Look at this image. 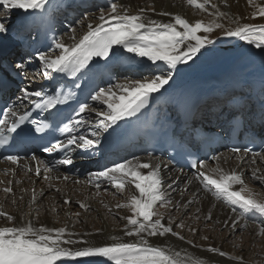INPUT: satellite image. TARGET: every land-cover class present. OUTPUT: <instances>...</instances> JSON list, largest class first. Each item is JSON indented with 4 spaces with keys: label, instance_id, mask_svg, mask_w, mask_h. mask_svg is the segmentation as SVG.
Segmentation results:
<instances>
[{
    "label": "snow or ice",
    "instance_id": "6c2138e0",
    "mask_svg": "<svg viewBox=\"0 0 264 264\" xmlns=\"http://www.w3.org/2000/svg\"><path fill=\"white\" fill-rule=\"evenodd\" d=\"M248 4L256 9L251 13V18L264 17V6L255 4L254 0H247ZM209 0H187L189 6L207 11L206 5ZM6 10L18 9L25 14H34L37 11L45 10L48 0H0ZM213 9H217L212 4ZM108 11H101L99 23L93 26L88 24L87 32L78 40L73 37L74 43L70 46L65 45L61 40H55V48L60 50L59 55H47L44 52L38 53L45 78H50L51 73H63L70 76H76L77 73L86 69L93 58H108L110 52H113L114 46H120L127 53L134 54L137 57L147 58L153 65L162 62L163 67L154 70L151 78L142 77L141 79L131 81L126 84H117L113 89H100L91 96L93 101H100L106 106V110L98 111L96 114L100 119L95 124V129L91 131V137H98L100 132L107 131L110 127L117 125L121 120L127 117L135 116L143 107L146 106L153 93L159 92L173 78V73L179 64H187L191 61L206 45L213 41L207 35L198 33H211L214 28H220L219 23L205 24L202 21L189 23L180 15L172 16L171 13L161 12L159 15L170 16L171 20L167 23L151 19L147 13L155 12V8L141 7L137 12L132 13L127 7L116 2L108 4ZM214 15L225 17L226 14L218 9ZM6 19H0V33L8 31ZM75 32V29H72ZM229 37H237L249 45L264 51V24H237L234 29L225 32ZM18 69L23 70L25 65L18 64ZM158 73V74H156ZM32 97L39 98L31 100ZM18 100H29L36 109L50 112L57 109L59 105H65L72 99V93L67 94L56 92L55 94H46L43 91L22 90V97ZM86 111H96L90 108L87 103H81L76 110V116L79 117ZM4 119H0V146L9 144V134L23 132L22 125L29 119L31 113L18 114L13 108H6L3 111ZM9 117H14L9 121ZM84 121L72 118L70 123L64 124L62 132L72 133ZM47 124H42L36 128V131H43ZM8 133V134H6ZM89 138L88 135H70L66 142L57 141L56 143L45 147L44 151L52 153L57 150H65L69 146L78 145L79 147H94L98 140ZM233 153L243 152L247 156L251 149L245 147L233 148ZM264 161V154L260 152L252 153L251 163L255 164L257 158ZM243 159V156H239ZM4 160L12 164H18L17 155H5ZM35 159V157H33ZM213 159H219L213 157ZM61 164L70 165L71 159L65 158L60 161ZM197 169L194 176L203 189L211 192L217 200H222L231 206L233 213L240 210V215L233 219L231 227L237 226L236 220H243L249 213H258L264 216V200H258L254 194L245 185L241 173L236 170L225 171L217 167L205 171L207 165L203 162L192 164ZM147 169V173L143 170ZM159 164L140 163L138 160L133 163L116 164L115 166L92 174L99 180L104 178L112 183L118 191L123 192L128 185L134 186L137 194L129 196L125 204H116L117 208L127 207L131 210V215L122 217L126 220L124 235L134 237L132 241H125L120 237H111V243L101 246L93 244L85 237L90 233H74L67 230L66 227L49 228L41 225L36 227L32 222L22 224H13L12 226L0 227V264H58V262L72 261L78 264H88L90 258H103L110 264H205L204 260L182 255L180 251H175L171 247L153 246L146 237L160 236L166 234L178 237L184 240V236L173 231L174 221L169 220L166 226L162 221L164 217L156 210L157 204L167 207L172 205L171 200L166 199L162 191V179L160 176ZM50 171V169H46ZM31 171V169H29ZM36 174H40L39 167L36 168ZM258 170L253 171V178L264 182V176L257 175ZM47 179V177H45ZM63 179L67 180L65 176ZM11 183V181L9 182ZM191 183V181L189 182ZM239 185L237 189L235 186ZM97 189L100 184H95ZM172 185H169L171 188ZM5 193H11V187L3 189ZM36 201V194L33 191L32 199L29 202ZM15 202V201H13ZM68 199L64 204H68ZM191 203V201H188ZM177 208L182 205L176 204ZM80 207L88 210V205L80 203ZM199 211V210H198ZM79 215V213H77ZM0 218H6L7 221H14V217L2 210L0 207ZM199 219V217H197ZM205 219L211 220L212 214L208 212ZM228 222L225 221V224ZM183 222L177 227L183 228ZM99 231V230H98ZM195 231V229H190ZM259 234L264 235V226L259 229ZM207 240L208 237H201ZM192 244V241H188ZM206 251L218 254L220 257H228L231 260H241L242 257L229 256L225 251L217 247L209 246Z\"/></svg>",
    "mask_w": 264,
    "mask_h": 264
},
{
    "label": "bare ground",
    "instance_id": "6f19581e",
    "mask_svg": "<svg viewBox=\"0 0 264 264\" xmlns=\"http://www.w3.org/2000/svg\"><path fill=\"white\" fill-rule=\"evenodd\" d=\"M110 1L127 7L132 13L137 12L141 7L148 8L151 6L156 11H149L147 15L151 19L165 23L169 22L171 17L159 15L161 12L171 13L172 16L180 15L193 24L197 18L196 15H199L197 11H192L191 6L187 4V0ZM199 2L203 3V0H199ZM254 3L264 6V0H254ZM208 4H215L220 12L225 13L226 16L222 18L230 17L236 21L243 18L248 19L250 14L256 11L254 7L248 4L247 0H209ZM223 4L227 5V10L221 7ZM217 9L211 7L209 10L212 17L215 16L214 13ZM201 11L206 13L204 10ZM100 12L89 13L86 16L87 20L78 24L77 27H80V29L71 27L70 33L62 34L59 40L68 46L74 43L73 37L78 41L87 32L89 23L95 26L100 22ZM27 15L29 14H25L22 10L11 9L10 11L7 10L5 15L1 12L0 19L7 17L6 21L9 20L10 25L16 26ZM203 21L207 22V19ZM6 27L8 28L9 25H6ZM72 29H75V32ZM8 37H13L9 29L7 32L0 33V44L8 41ZM53 49H55V45ZM55 50L56 52L52 56L60 54L59 49ZM116 55L122 57L124 61L141 68L163 67L162 62L153 65L147 58L127 53L121 47L117 49ZM37 64L43 71L39 58ZM234 79H248L255 84L264 82V51L242 40L226 50H217L213 46L205 47L187 64H179L173 73L172 80L154 94L166 93L173 95L179 89L182 91L188 86L197 89L203 84L202 88L206 87L209 85L207 81L214 80L221 84H227ZM131 81L135 80H117L115 85L126 84ZM115 85L107 89L118 92ZM91 104V108L96 111L83 113L86 121L84 128L88 129L85 135L94 138L91 137L90 133L96 130L95 124L102 119L96 113L106 110V106L100 101L93 100ZM105 133L106 131L100 132V135L94 139L102 140ZM239 156H243V159H240ZM217 157L219 159H214L209 164L205 163L207 165L205 171L217 167L229 172L234 169L242 174L245 185L250 192L258 200H264V182L253 178L254 170H258L257 175L264 176V161L258 157L256 163L252 164V157L243 154L222 153ZM137 160L140 163L159 164L162 191L165 193L166 199L171 200L173 204L167 207L157 204V206H160V210L157 211L164 217L162 222L166 226L169 223L167 219L177 220L172 224L173 231L178 232L185 238L180 240L171 234H166L164 237H146L150 244L165 248L171 247L175 251H180L182 255L187 254V256L193 258L198 257L204 260L205 264H264V235L259 234L260 227L264 226V216L256 213L261 219L253 222L247 215L243 220L237 219V226L233 228L231 227L233 219L241 214L239 208H237L236 213H233L230 205L222 200H217L211 192L204 190L199 181L194 179L195 175L169 169L165 162L159 159L141 156L129 161L135 163ZM29 169H31L30 172ZM39 169L40 174L36 178V169L29 162L25 163L24 168L21 166L15 167L11 164L0 165V207L15 218L11 222L7 221L6 218H0V227L29 221L36 227L41 225L49 228L66 227L70 232L90 233L91 235L85 237V239L97 246L111 243V237L114 236L125 241L135 239L124 235L126 220L122 217L131 215V210L127 207H116L118 203L125 204L130 195H138L134 190V186H126L125 190L118 195L116 193L118 190L112 186L110 181L104 178H100L103 181L100 184V190H98L94 185L97 179L93 176L80 179L66 175L62 171L44 170L42 166ZM143 171L147 173L148 170L144 169ZM65 176L68 177L67 180L63 179ZM90 178L93 180L90 181ZM10 181L11 183H9ZM190 181L191 183H189ZM169 185H172V187L169 188ZM107 186L114 188V191L108 193L102 191ZM5 187H11L12 192L5 193L3 191ZM235 187L238 189L240 186L236 185ZM30 190H33L36 194V201L31 204L29 203L32 199ZM65 199H68L70 203L64 204ZM188 201H191V203H188ZM81 202L88 205V210L80 207ZM176 204L182 206L177 208ZM208 212L212 214L211 220L205 219ZM225 221L228 223L225 224ZM181 222L185 226L183 228L177 227ZM190 229H195V231H190ZM204 236H207L208 239L201 238ZM189 240L192 241V244L188 243ZM209 246L217 247L227 252L229 256L242 257L243 259L242 261L231 260L228 257H220L218 254L209 253L206 251ZM58 263L78 264V262L72 261ZM88 264H110V262L103 258H90Z\"/></svg>",
    "mask_w": 264,
    "mask_h": 264
},
{
    "label": "rangeland",
    "instance_id": "374dc122",
    "mask_svg": "<svg viewBox=\"0 0 264 264\" xmlns=\"http://www.w3.org/2000/svg\"><path fill=\"white\" fill-rule=\"evenodd\" d=\"M221 7L223 9L227 10V5L223 4ZM188 8H189V6H188ZM190 8L192 9L193 12L194 11H197L199 13V15H196L197 18H196L195 22L196 21H202L205 24H209V23H213V24L214 23H219L221 25L220 28H214V30L211 33H207V34H205V33H198L200 35H207L208 38L213 41L212 44H208L205 47H212L213 46L214 48H217V50L218 49H221V50L230 49L233 45H236L238 43V41H240V39L237 38V37H229V36L225 35V32L227 30L234 29L237 26V24H244V23H249V24H264V17H257L255 19H253V18H251V14H250V17L248 19L247 18H243V19H239L238 21H236V20H234L233 18H230V17H226V18L220 17V18H218L216 15L212 17V14L209 12V10L211 9V5L210 4H207L206 5V8L208 10V11H206V13L203 12V11L200 12V9H197L195 7H192V6ZM107 10L108 9L106 8L104 11H107ZM6 11L7 10L3 6L0 7V13L2 12L3 15H5ZM100 11H102V10H99V12ZM96 12H98V11H96ZM92 13H95V12H92ZM204 19L205 20L207 19V22L203 21ZM86 20H87L86 18H83V20L77 21L76 25L75 26H72V27L77 28V29H80V27H77L78 24L80 22L81 23H84L83 21H86ZM5 22H6V25H10V24H8L10 22L9 20L8 21H5ZM68 33H70V32H68ZM54 54L51 53L50 55H54ZM151 77L152 76H149L147 78H151ZM121 80H119V81H121ZM132 80H134V79H132ZM213 165H214V163H213ZM35 177L38 178L39 175L35 174ZM98 190H100V189H98ZM102 191H104L106 193L113 192L114 191V188H112L110 186L109 187L107 186V187L103 188ZM30 192L33 193V190H30ZM116 193L119 195L120 191H118ZM156 210H160V206H157L156 207ZM167 220L168 221L169 220H172L174 222L177 221V220H174L173 218L172 219H167Z\"/></svg>",
    "mask_w": 264,
    "mask_h": 264
}]
</instances>
